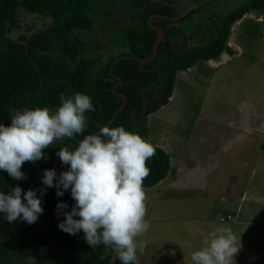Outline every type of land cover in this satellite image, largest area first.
<instances>
[{"label": "trees", "instance_id": "1", "mask_svg": "<svg viewBox=\"0 0 264 264\" xmlns=\"http://www.w3.org/2000/svg\"><path fill=\"white\" fill-rule=\"evenodd\" d=\"M105 1L0 0V124L10 125L15 112L25 108L55 111L61 104V94L65 97L77 92L86 94L95 109L85 113L86 127L75 139L57 140L46 148L45 158L35 163L25 162L21 168L25 179H13L0 170V192L7 194L19 186L23 199V192L36 189L44 209L33 224L23 219L8 223L6 215L0 213V264H56L57 250L63 251L66 264H109L113 252L105 251L103 244L93 248L84 239L82 230L70 235L58 228L65 219L63 213L70 211L75 201L70 189L63 196H57L56 187L44 185V170L52 169L59 159L56 153L62 147L74 151L84 136L94 134L107 124L123 102L117 93L126 95L127 102L109 127L122 126L146 140V116L169 101L177 72L191 68L200 60L218 59L223 52L233 56L236 50L228 46L233 24L250 11L264 15V0H247L225 15L215 14L210 21L208 18L209 22H197L190 28L183 22L213 0L197 4L175 21L161 17L175 16L176 9L169 4L155 0H121L129 22L112 29L119 35L111 34L108 41L119 51L103 62L100 57L85 53V42L78 32L92 28L97 13L110 14L104 6ZM27 13L51 18L52 22L28 34L31 26L23 20ZM153 14L159 16L152 24L163 28L164 37L157 55L140 63V59L150 56L158 36L148 23ZM260 25L256 20L249 29L253 31ZM182 28L189 32L181 34ZM17 30L22 31L14 35ZM195 37L197 43H194ZM179 38L184 42L180 48ZM118 77L121 83L112 90ZM145 103L147 108L143 115ZM152 146L155 155L147 161L150 175L144 179L143 188L156 185L170 169L169 154ZM69 167L67 165L66 170ZM41 189H46L43 195ZM60 201L68 207L58 214ZM113 264L122 262L115 258Z\"/></svg>", "mask_w": 264, "mask_h": 264}, {"label": "rangeland", "instance_id": "2", "mask_svg": "<svg viewBox=\"0 0 264 264\" xmlns=\"http://www.w3.org/2000/svg\"><path fill=\"white\" fill-rule=\"evenodd\" d=\"M175 1L181 16L207 0ZM245 1L213 0L183 24L207 23ZM104 6L110 14L97 13L92 28L78 32L85 53L103 62L119 51L108 41L119 35L112 29L129 22L121 0ZM246 16L228 40L236 53L178 71L169 101L146 116V140L169 154L170 169L156 185L144 187L150 228L136 238L144 245L136 264H194L191 254L221 226L232 229L237 246L241 241L232 264H264V15ZM23 20L31 26L28 34L52 22L28 13ZM256 20L261 25L252 31ZM177 42L178 48L184 44L183 38ZM66 167L59 158L52 169L58 177ZM62 253L57 250L56 264H66Z\"/></svg>", "mask_w": 264, "mask_h": 264}, {"label": "clouds", "instance_id": "3", "mask_svg": "<svg viewBox=\"0 0 264 264\" xmlns=\"http://www.w3.org/2000/svg\"><path fill=\"white\" fill-rule=\"evenodd\" d=\"M60 101L55 112L25 108L15 112L10 125L0 124V170L13 179H25L21 171L25 162L45 158L43 149L57 140L75 139L84 131L85 113L95 111L90 97L79 92L68 97L61 94ZM56 154L70 167L58 177L55 169H45L42 182L56 187L57 196L70 189L75 201L71 210L63 213L65 219L58 228L70 235L82 230L93 248L103 244L105 251L114 252L122 264H136L138 250H144L136 238L150 228L145 220L143 181L150 175L147 161L155 155L152 144L122 126H104L98 134L84 136L74 151L62 147ZM44 191L40 190L41 195ZM67 207L63 201L58 202V214ZM43 211L36 189L23 192V199L19 186L7 194L0 192V213L6 215L8 223L23 219L33 224ZM240 247L241 241L237 246L230 227H217L208 234L201 249L191 254V260L194 264H232Z\"/></svg>", "mask_w": 264, "mask_h": 264}, {"label": "water", "instance_id": "4", "mask_svg": "<svg viewBox=\"0 0 264 264\" xmlns=\"http://www.w3.org/2000/svg\"><path fill=\"white\" fill-rule=\"evenodd\" d=\"M155 1H159V2H162V3H164V4H169L170 6H173V7L176 9V13H177V14H176L175 17L170 18V17H168V16H164V15H162L161 17L166 18V19H168V20H176V19L179 17V15H180V9H179V7H178V5H177L176 3L168 2V1H163V0H155ZM157 16H159V15H158V14H153V15H151V16L149 17V19H148V23H149V25H150L153 29H155V30L157 31V33H158V36H157V38H156V40H155V42H154V44H153L152 53H151V55H150L149 57L144 58V59H140V63L148 62V61L152 60V59L156 56L157 51H158V50H157L158 45H159V43L161 42V40L163 39V36H164L163 28H161V27H155V26L152 25V22H153L154 18L157 17ZM118 80H119L118 83L113 84V86H112V90H114L115 87L121 83V78H120V77H118ZM117 94L123 99V102H122V104L120 105V107H119V108L113 113V115L111 116V118L109 119V121L107 122V124H106L105 126H109V125L113 122V120L116 118V116H117V114L119 113V111H121V110L124 108V106L126 105V102H127V97H126V95H124V94H122V93H117ZM146 108H147V103H145V106H144V109H143V115H145ZM133 117H134V115H133ZM99 131H100V130H98V131L95 132L94 134H98ZM98 245H99V244H98ZM115 258H116V255H115V253L113 252V254H112V256H111V258H110V260H109V264H113Z\"/></svg>", "mask_w": 264, "mask_h": 264}, {"label": "crops", "instance_id": "5", "mask_svg": "<svg viewBox=\"0 0 264 264\" xmlns=\"http://www.w3.org/2000/svg\"><path fill=\"white\" fill-rule=\"evenodd\" d=\"M245 17H247L246 15L243 17V18H245ZM236 50V49H235ZM238 51V50H237ZM223 55H225V54H223ZM226 55H228V54H226ZM229 57H230V55H228ZM224 57V56H223ZM179 77V76H178ZM181 82L182 81V76H180V78H178V82Z\"/></svg>", "mask_w": 264, "mask_h": 264}, {"label": "flooded vegetation", "instance_id": "6", "mask_svg": "<svg viewBox=\"0 0 264 264\" xmlns=\"http://www.w3.org/2000/svg\"><path fill=\"white\" fill-rule=\"evenodd\" d=\"M174 3H176V2H174ZM178 5V4H177ZM178 7H179V5H178ZM180 9V13H182V10H181V8H179ZM191 10V9H190ZM177 14V13H176ZM176 14H175V16H176ZM174 16V17H175ZM199 23V22H198Z\"/></svg>", "mask_w": 264, "mask_h": 264}]
</instances>
